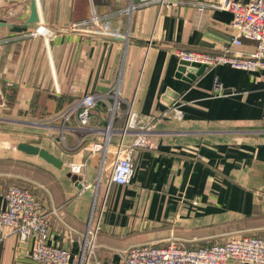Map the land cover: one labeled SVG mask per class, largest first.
<instances>
[{
    "label": "crops",
    "instance_id": "obj_1",
    "mask_svg": "<svg viewBox=\"0 0 264 264\" xmlns=\"http://www.w3.org/2000/svg\"><path fill=\"white\" fill-rule=\"evenodd\" d=\"M34 1L38 23L50 27L54 37L29 35L38 24L27 26ZM170 1L163 8L129 12L131 0H0V137L27 132L32 144L65 165H84L75 174L39 156L0 147V208L6 207L3 191L10 186L33 192L50 217V242L69 247L80 259L79 235L72 240L68 229L85 231L109 171L98 184L100 155L91 154L90 140L81 143L76 116L65 125L61 116L86 94H105L108 102L97 104L90 124L104 129L118 92L122 104L115 129L125 125L126 101L134 102L138 114L160 120L154 146L133 154L131 183L110 189L90 264H120L123 251L138 245L173 243L195 250L264 238V70L251 73L222 64L201 74L181 73L176 54L231 49L249 55L256 43L242 38L241 45L232 44L233 15L212 7L215 0ZM94 12L109 15L120 36L72 29ZM215 80L226 94L213 92ZM175 103L185 113L182 121L163 117ZM25 124L36 128L25 130ZM99 137L97 132L90 136ZM119 138L114 134L112 149ZM114 154H108L104 168H110ZM32 251V241L0 234V264H38Z\"/></svg>",
    "mask_w": 264,
    "mask_h": 264
},
{
    "label": "built area",
    "instance_id": "obj_2",
    "mask_svg": "<svg viewBox=\"0 0 264 264\" xmlns=\"http://www.w3.org/2000/svg\"><path fill=\"white\" fill-rule=\"evenodd\" d=\"M170 0H131L129 12L137 7L156 5L163 8ZM212 7L231 12L233 19L230 27L234 34L233 45H241V39L246 38L255 41V50L246 55L233 52L231 49L224 50L221 54H209L205 52L176 50V54L183 63H196L206 68L216 65L228 64L233 68L247 72H260L264 70V0H215ZM109 15L93 13L91 20L72 25V29L87 31L92 29L93 33L108 35L114 38L120 36L111 28ZM32 37H54L55 32L47 25L38 23L33 31L29 33ZM213 92L217 95L226 94L223 85L215 80ZM120 94L114 97V104H109L111 118L106 128L94 130L91 121L94 110L99 102H108V95L86 94L77 104L65 111L61 116L64 125L72 119L77 118L80 131L83 134L82 144L90 140L91 154H99L102 170L97 179L98 184L102 182L105 171H109L107 188L104 194L96 192L92 211L87 227L84 232L78 233L69 228V238L74 240L75 234L79 235L78 242L81 244L82 254L80 259L74 257L70 248L50 242L51 223L43 207L42 202L36 194L28 189L17 185L10 186L3 191L6 202L5 208H0V234L16 235L21 243L33 242L31 258L38 264H90L96 257L98 248L97 239L100 232V220L108 202L110 189L113 185H128L131 183L135 167L133 154L137 149L153 147L152 136L155 127L160 120L154 116H142L134 110V102L126 101L123 116L125 125L120 129L114 128V116L120 108ZM175 121L184 120L185 113L177 103L163 114ZM97 132L102 137L91 139V134ZM118 133L120 138L113 147V136ZM61 139L65 140V128L61 129ZM132 137L131 139H128ZM81 144V145H82ZM115 153V159L110 168H104L107 156ZM84 165L74 164L70 166L75 174H80ZM109 169V170H108ZM264 264V238L245 237L232 239L223 244L200 247L195 250H187L171 243L167 247L159 248L153 245L133 246L122 253L120 264Z\"/></svg>",
    "mask_w": 264,
    "mask_h": 264
},
{
    "label": "water",
    "instance_id": "obj_3",
    "mask_svg": "<svg viewBox=\"0 0 264 264\" xmlns=\"http://www.w3.org/2000/svg\"><path fill=\"white\" fill-rule=\"evenodd\" d=\"M31 18L28 19L27 21V26L31 27L33 25H35L36 23H38L39 21V17L37 14V10H36V4L35 1L32 3V11H31ZM183 67L180 68V72L181 73H185L187 71L191 72V74L194 73H203L206 70L205 66H202L200 64H196V63H183L182 65ZM190 74V75H191ZM192 76H190L191 78ZM17 149L21 152H24L25 154L28 155H32V156H39L40 158H42L43 160H45L46 162H48L49 164L53 165L54 167L58 168V169H63L67 172H71V167L67 166L63 163V161L57 157V155L55 156L54 154L50 153L48 150L41 148L30 144V143H20L17 146ZM80 184V182H79ZM82 188V186H81Z\"/></svg>",
    "mask_w": 264,
    "mask_h": 264
},
{
    "label": "rangeland",
    "instance_id": "obj_4",
    "mask_svg": "<svg viewBox=\"0 0 264 264\" xmlns=\"http://www.w3.org/2000/svg\"><path fill=\"white\" fill-rule=\"evenodd\" d=\"M22 126H24L25 130H28V131L34 130V128H36V126L34 124H25V125H22ZM17 129H15V130H17ZM62 129H63V127H62ZM16 133L17 134H15V132H10V134L2 135L0 137V147L7 146V148L11 149L10 152H15V154H16V152L19 151L17 149L18 144H20V143H30V144H32L33 141L35 140L33 137L28 138L27 132H25L24 134H21V133H18V132H16ZM60 141L65 143V140L63 141L61 139ZM37 142L38 143H40V142L41 143H47V142L49 143V141H47L45 139H43V140L40 139ZM38 147H40V146H38Z\"/></svg>",
    "mask_w": 264,
    "mask_h": 264
}]
</instances>
